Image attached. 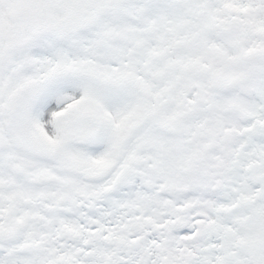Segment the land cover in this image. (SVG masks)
Returning <instances> with one entry per match:
<instances>
[{
  "label": "snow or ice",
  "instance_id": "6c2138e0",
  "mask_svg": "<svg viewBox=\"0 0 264 264\" xmlns=\"http://www.w3.org/2000/svg\"><path fill=\"white\" fill-rule=\"evenodd\" d=\"M0 264H264V0H0Z\"/></svg>",
  "mask_w": 264,
  "mask_h": 264
}]
</instances>
